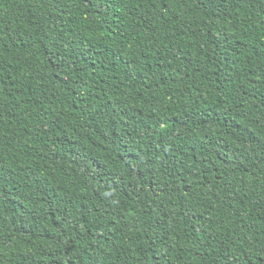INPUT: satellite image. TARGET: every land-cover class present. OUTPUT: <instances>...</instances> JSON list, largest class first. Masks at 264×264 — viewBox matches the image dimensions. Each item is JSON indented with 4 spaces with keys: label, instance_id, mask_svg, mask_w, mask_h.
<instances>
[{
    "label": "trees",
    "instance_id": "16d2710c",
    "mask_svg": "<svg viewBox=\"0 0 264 264\" xmlns=\"http://www.w3.org/2000/svg\"><path fill=\"white\" fill-rule=\"evenodd\" d=\"M0 264H264V0H0Z\"/></svg>",
    "mask_w": 264,
    "mask_h": 264
}]
</instances>
